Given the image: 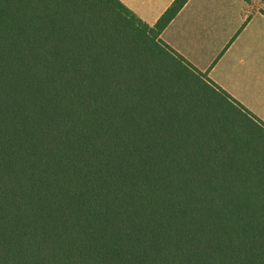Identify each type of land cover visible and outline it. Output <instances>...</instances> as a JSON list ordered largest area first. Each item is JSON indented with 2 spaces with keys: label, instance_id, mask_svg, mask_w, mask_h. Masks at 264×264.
<instances>
[{
  "label": "trees",
  "instance_id": "trees-1",
  "mask_svg": "<svg viewBox=\"0 0 264 264\" xmlns=\"http://www.w3.org/2000/svg\"><path fill=\"white\" fill-rule=\"evenodd\" d=\"M120 0H0V264H264V122Z\"/></svg>",
  "mask_w": 264,
  "mask_h": 264
},
{
  "label": "crops",
  "instance_id": "crops-1",
  "mask_svg": "<svg viewBox=\"0 0 264 264\" xmlns=\"http://www.w3.org/2000/svg\"><path fill=\"white\" fill-rule=\"evenodd\" d=\"M154 26L175 0H120ZM161 39L264 122V0H189Z\"/></svg>",
  "mask_w": 264,
  "mask_h": 264
}]
</instances>
